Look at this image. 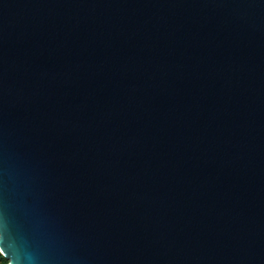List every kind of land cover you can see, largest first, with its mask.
I'll return each instance as SVG.
<instances>
[{"label":"water","instance_id":"1","mask_svg":"<svg viewBox=\"0 0 264 264\" xmlns=\"http://www.w3.org/2000/svg\"><path fill=\"white\" fill-rule=\"evenodd\" d=\"M8 264H264V0H0Z\"/></svg>","mask_w":264,"mask_h":264},{"label":"trees","instance_id":"2","mask_svg":"<svg viewBox=\"0 0 264 264\" xmlns=\"http://www.w3.org/2000/svg\"><path fill=\"white\" fill-rule=\"evenodd\" d=\"M0 264H8V259L0 252Z\"/></svg>","mask_w":264,"mask_h":264}]
</instances>
